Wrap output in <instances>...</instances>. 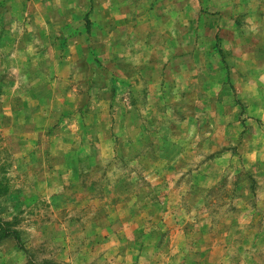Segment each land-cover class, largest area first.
Returning <instances> with one entry per match:
<instances>
[{
    "label": "rangeland",
    "instance_id": "rangeland-1",
    "mask_svg": "<svg viewBox=\"0 0 264 264\" xmlns=\"http://www.w3.org/2000/svg\"><path fill=\"white\" fill-rule=\"evenodd\" d=\"M0 264H264V0H0Z\"/></svg>",
    "mask_w": 264,
    "mask_h": 264
},
{
    "label": "trees",
    "instance_id": "trees-1",
    "mask_svg": "<svg viewBox=\"0 0 264 264\" xmlns=\"http://www.w3.org/2000/svg\"><path fill=\"white\" fill-rule=\"evenodd\" d=\"M16 231H14L13 229H8L7 227L2 226L0 229V239L8 236L9 234L13 235L15 234Z\"/></svg>",
    "mask_w": 264,
    "mask_h": 264
}]
</instances>
